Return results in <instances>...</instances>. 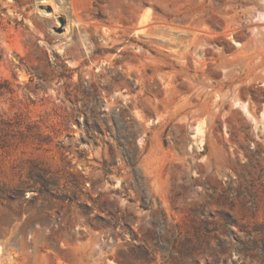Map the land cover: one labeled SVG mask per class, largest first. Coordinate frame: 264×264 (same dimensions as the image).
<instances>
[{
  "label": "rangeland",
  "instance_id": "obj_1",
  "mask_svg": "<svg viewBox=\"0 0 264 264\" xmlns=\"http://www.w3.org/2000/svg\"><path fill=\"white\" fill-rule=\"evenodd\" d=\"M0 121V264H264V0H0Z\"/></svg>",
  "mask_w": 264,
  "mask_h": 264
},
{
  "label": "trees",
  "instance_id": "obj_2",
  "mask_svg": "<svg viewBox=\"0 0 264 264\" xmlns=\"http://www.w3.org/2000/svg\"><path fill=\"white\" fill-rule=\"evenodd\" d=\"M8 126H10L8 123H4L3 121H0V134H2V136H0V148H3L5 145H4V139H2L3 138V133H5L4 132V130H6V128H8ZM0 194H1V196H5V194H6V190L5 189H3V190H0Z\"/></svg>",
  "mask_w": 264,
  "mask_h": 264
}]
</instances>
